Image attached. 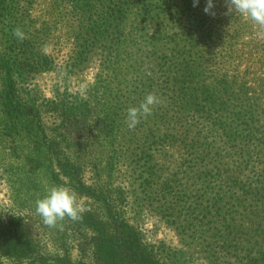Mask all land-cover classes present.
<instances>
[{
    "label": "rangeland",
    "instance_id": "obj_1",
    "mask_svg": "<svg viewBox=\"0 0 264 264\" xmlns=\"http://www.w3.org/2000/svg\"><path fill=\"white\" fill-rule=\"evenodd\" d=\"M207 2L33 0L27 23L51 62L19 78L17 91L34 113L42 109L52 144L37 145V131L6 107L3 62L20 5L0 8V264H264V242L254 245L246 229L264 209L254 190L264 152L211 127L230 121L233 138H248L244 114L187 106L205 85L174 86L184 62L211 73L221 51L204 41L218 29L251 55L264 53V27L229 13L230 0H213L210 12ZM116 5L127 13L118 27L108 22ZM244 62L257 84L211 90L217 100L264 106V64ZM149 93L159 103L129 128L127 109ZM251 128L250 142H259L264 120ZM56 185L74 189L87 210L49 227L36 201Z\"/></svg>",
    "mask_w": 264,
    "mask_h": 264
},
{
    "label": "trees",
    "instance_id": "obj_2",
    "mask_svg": "<svg viewBox=\"0 0 264 264\" xmlns=\"http://www.w3.org/2000/svg\"><path fill=\"white\" fill-rule=\"evenodd\" d=\"M33 0H0V8L5 11L11 9V6L16 3L20 5L18 11L20 12V22L16 25L17 27L21 28L25 33V38L23 40L18 39L15 35L10 40V45L7 50V58L3 62L5 75H6V90L8 98V103H6V107L8 108L9 113L13 116L15 115V119L18 121H24L27 127L32 126L33 129L37 131V134L34 137L37 139L34 143L37 144H52V140L48 137L46 133V124L44 120V116L42 114V109L38 108L37 113H34L31 107L33 106L28 102H22L21 100V93L17 91L19 78L26 77L30 78L34 75V73H38L43 69L49 68V63L51 62V57L49 54L45 53L42 48V42L44 41V37H37V42L34 40L36 36L34 32H31L29 29V25L27 20L30 19V7ZM3 5V6H2ZM124 7L121 6H114L111 8V14H108V22L110 26H113L116 23V27L119 26L120 20L127 15L126 10L123 9ZM16 8H14L15 10ZM14 10H10V13H13ZM36 34V33H35ZM38 35V34H36ZM238 41L237 35H234V38L227 39L222 29H218L215 32L214 36H209L205 41L204 44L206 47H215L221 51L220 54H216V58L212 59L209 63L210 67V74H203L202 68L199 64L193 65L189 62H184L180 67L179 71L176 72V75L180 76V80H177L174 86H179V84L183 81V85H205L202 87L200 93L197 91L190 92L188 98H194L195 101H191L188 99L187 106L194 107L195 111H203L209 113L210 117H214L216 114H221L225 116L227 112H230L233 116L237 114H244V120L249 127L248 135L249 137H242L238 140V137H232L233 132V125L230 121L226 124L223 123L225 126L221 124L217 126V124L211 125L214 129L215 127L222 128L224 131L228 129L230 134L227 135V142H233L235 145L237 143H245L249 152H254V154H263L264 152V132H261L262 135L260 141L258 142H250L254 140L256 136L252 135L253 128L252 124L259 122L260 118L264 120V106L260 105L256 102H245L240 103V101L236 103H228L229 98L224 101V99L217 100L219 94L215 93L211 90L210 85H235V84H257L254 82V76H251L252 73V65L247 64L245 67L244 60H248L250 57L255 58L259 63L264 64V53H253L248 55V51H244L241 47L236 45ZM254 73V72H253ZM187 77V78H185ZM184 89V88H183ZM5 90V91H6ZM182 90V89H179ZM222 93V92H221ZM248 89L247 86L241 87V93L247 94ZM231 94V93H230ZM204 101H211L210 103L204 102L202 104L199 99L201 96ZM233 96H238L237 94ZM220 97V96H219ZM244 97H242L243 99ZM244 100V99H243ZM36 114L38 116L37 122H34V119H31V115ZM58 126H64V120L60 122ZM212 123V122H211ZM222 123V122H220ZM234 124V122H233ZM257 125V124H256ZM239 126V124H237ZM209 127V126H208ZM253 146V148H251ZM246 151V148H243V152ZM264 165V162H261ZM263 168V167H262ZM260 167V169H262ZM256 190V194L259 195L258 205H264V202H261L264 199V172L259 174L258 181L254 184ZM258 210L255 211L256 219H252L249 222L248 228H246L249 232V240L252 242L254 237L253 244L256 246H261L260 243L264 242L263 239L260 237L264 233L263 227V220H264V213ZM258 223H260L258 225ZM261 225V226H260ZM234 227L232 223L231 228ZM235 228V227H234ZM237 228V227H236ZM239 231V229H238Z\"/></svg>",
    "mask_w": 264,
    "mask_h": 264
},
{
    "label": "clouds",
    "instance_id": "obj_3",
    "mask_svg": "<svg viewBox=\"0 0 264 264\" xmlns=\"http://www.w3.org/2000/svg\"><path fill=\"white\" fill-rule=\"evenodd\" d=\"M198 3L199 0H193L194 5ZM212 8L213 0H208L204 11L210 12ZM228 12L247 17L258 26L264 27V0H230ZM14 35L20 40L25 38V33L19 27L14 29ZM158 103L159 97L149 93L139 106L129 107L127 109L128 127L134 128L141 118L152 113L153 106ZM86 210V206L78 200L76 191L66 185L52 186L43 197L36 201V212L43 223L49 227H56L65 217L73 221L79 220Z\"/></svg>",
    "mask_w": 264,
    "mask_h": 264
}]
</instances>
